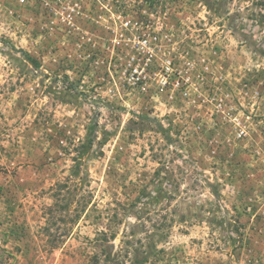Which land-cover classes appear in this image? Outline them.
<instances>
[{"label":"rangeland","instance_id":"obj_1","mask_svg":"<svg viewBox=\"0 0 264 264\" xmlns=\"http://www.w3.org/2000/svg\"><path fill=\"white\" fill-rule=\"evenodd\" d=\"M93 120L85 201L127 203L161 169L201 199L218 183L243 225L242 244L175 227L156 264H264V0H0V264L88 263L98 224L66 195Z\"/></svg>","mask_w":264,"mask_h":264},{"label":"trees","instance_id":"obj_2","mask_svg":"<svg viewBox=\"0 0 264 264\" xmlns=\"http://www.w3.org/2000/svg\"><path fill=\"white\" fill-rule=\"evenodd\" d=\"M138 10L123 12L131 16V23L136 24L132 29L134 33L139 37L151 35L155 28L145 22ZM147 58L148 55H145L142 61ZM150 59H153L152 55ZM26 60L35 68L39 65L29 55ZM148 66L150 62H146V67ZM150 72H153V68H150ZM184 79L182 74L171 78L180 86L188 84ZM161 130L165 131L162 128ZM96 131L97 122L93 120L87 126L83 141L76 147L74 162L68 170V181L73 183V188L66 195V204L74 203L71 223L76 222L80 214L85 212L84 219H91L98 224L92 240L94 251L87 264H156L168 252L166 246L170 243L169 239L175 227L180 233L186 234L188 228L202 223L210 228L212 239L219 237L223 241L232 240L242 244L245 236L243 225L238 218L226 216L228 208L219 202L221 194L218 183L207 182L213 198L201 199L200 196L189 193V190L202 186L201 182L193 181V186L182 188V179L161 176L159 169L148 182L135 185V195L127 203L114 198L106 205L98 207L97 202L91 198L89 202L85 201L83 193L80 192L81 161L90 151ZM165 137L170 139L168 134ZM88 204L90 206L86 210ZM69 231L70 227H65V232Z\"/></svg>","mask_w":264,"mask_h":264},{"label":"built area","instance_id":"obj_3","mask_svg":"<svg viewBox=\"0 0 264 264\" xmlns=\"http://www.w3.org/2000/svg\"><path fill=\"white\" fill-rule=\"evenodd\" d=\"M169 67V66H168Z\"/></svg>","mask_w":264,"mask_h":264}]
</instances>
